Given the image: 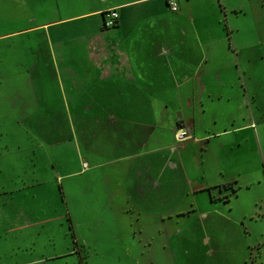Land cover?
I'll return each mask as SVG.
<instances>
[{
	"label": "rangeland",
	"instance_id": "1",
	"mask_svg": "<svg viewBox=\"0 0 264 264\" xmlns=\"http://www.w3.org/2000/svg\"><path fill=\"white\" fill-rule=\"evenodd\" d=\"M181 3L197 17L182 37L199 60L203 49L207 81L186 112L199 105L197 153L224 190L169 178L125 194L121 178L83 173L92 148L111 142L107 128H120L100 120L95 138L96 104L73 102L59 55L33 70L44 42L23 30L0 41V264H264V0ZM95 4L0 0V35Z\"/></svg>",
	"mask_w": 264,
	"mask_h": 264
},
{
	"label": "crops",
	"instance_id": "2",
	"mask_svg": "<svg viewBox=\"0 0 264 264\" xmlns=\"http://www.w3.org/2000/svg\"><path fill=\"white\" fill-rule=\"evenodd\" d=\"M111 8L118 16L114 26L106 27ZM79 9L63 22L5 32L0 41L23 30L36 31L45 45L40 43L33 70L38 74L50 70V60L59 55L73 102L83 97V102L96 104L100 112L95 138L104 140L100 120L107 127L120 128L119 136L107 128L111 142H98L92 148L93 157L82 163L83 173L93 169L95 178H121L125 194L131 190L144 194L143 183L156 189L161 179L166 184L169 178H185L195 191L205 190L208 184L221 193L228 179L210 176L197 153V145L205 140L196 130L197 124L205 126L198 123L199 105L186 112L203 100V94H196L204 92L207 83L196 73L203 49L199 60L182 37L188 27L196 28L192 9L181 0H97L90 8ZM58 26L60 33L50 30ZM177 131L185 138L177 140ZM209 196L219 200L211 192Z\"/></svg>",
	"mask_w": 264,
	"mask_h": 264
},
{
	"label": "built area",
	"instance_id": "3",
	"mask_svg": "<svg viewBox=\"0 0 264 264\" xmlns=\"http://www.w3.org/2000/svg\"><path fill=\"white\" fill-rule=\"evenodd\" d=\"M172 7H173V9H176L175 3L172 4ZM117 16H118V14H117L116 9H114V8L109 9V11L107 12L106 17H105L104 25L106 27L114 26L116 23ZM184 135L185 134L183 132L180 133L179 131H177L175 133V138L180 141V140L185 138Z\"/></svg>",
	"mask_w": 264,
	"mask_h": 264
}]
</instances>
